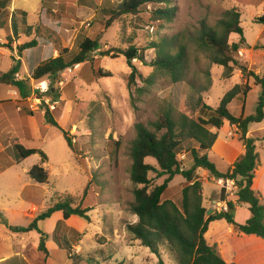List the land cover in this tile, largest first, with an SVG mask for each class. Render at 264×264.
I'll use <instances>...</instances> for the list:
<instances>
[{
  "label": "rangeland",
  "instance_id": "1",
  "mask_svg": "<svg viewBox=\"0 0 264 264\" xmlns=\"http://www.w3.org/2000/svg\"><path fill=\"white\" fill-rule=\"evenodd\" d=\"M122 1L0 0V16L8 12L11 20L14 14L19 26V36L13 37L11 44L7 41L8 32L0 30V42L9 45L0 47V76L18 67L19 72L15 78L25 81L32 89V95L27 98L30 107L32 104L39 107L30 109L39 112L35 119L48 141L40 148L48 157V161L43 158L44 162L41 163L45 165L50 179L49 191L41 192L39 197L47 204L51 198L56 201L59 197H74L76 204L81 203L93 209L92 225H86V232L83 233V248L71 253L80 252L91 263V258L104 252L106 260L113 256L112 250L116 247L108 241L120 239L136 252L134 262L126 264H159V258L143 247L141 242L137 244L127 229L129 225L138 222V217L131 211L134 204L133 191L137 186L130 179L131 148L137 137L136 126L143 124L154 131L152 124L162 119L168 111L180 127L185 118L194 121L199 118L209 119L224 96L236 86L240 95L228 106L229 111L240 117L245 106L244 115H254L262 88L255 86L254 79L243 76L237 66L231 64L234 67L231 73L215 64L217 54L206 44L202 31L206 27L221 33L219 23L227 19L228 12L238 10L242 14L241 25L246 43L232 56L249 73L262 78L264 58L260 57L263 55L260 50H264V21L261 20L264 18V0H255L242 9L243 0H169L168 7L177 8L171 22L153 21L150 11L160 7L155 5L142 9L136 16H123L110 28H106L108 18L100 13L101 9L117 6ZM3 2L8 3L6 9L1 6ZM23 13L27 14V23L34 31L39 28L52 34L49 42L31 52L20 51L21 45L36 38L35 32L31 37L25 34ZM88 37L98 39L101 44V49L92 54L93 62L68 69L53 84L48 78L41 81L31 78L26 55L38 54L45 61L57 57L60 47L76 54L80 42ZM228 43L240 44L241 38L232 34ZM131 47L142 52L145 62L136 59L130 65L126 57L119 53ZM106 51L110 55L103 57L102 53ZM180 52L185 53V59L178 82H174L166 70L152 66L155 61ZM134 68L137 74L131 82ZM99 70L110 73L111 77H99ZM247 84L250 89L255 87L245 96ZM51 85L53 91H50ZM10 89L18 90L12 84H0V97L5 90ZM46 101L50 105L54 104L55 108H48ZM47 110L68 134L73 150L60 130L51 125L50 130H47L44 126L41 113L45 114ZM44 119L47 121L46 115ZM261 127L256 130L255 136L260 140L258 152L263 157L264 165V123ZM221 138L234 144L225 131H221ZM193 147H197V144L184 142V151L178 155L184 170L192 167L189 152ZM42 157H45L44 154L39 153L34 159L41 161ZM40 161L38 165H41ZM211 161L218 170L224 172L226 165L217 156L213 155ZM146 163L159 170L154 159L147 158ZM149 178L153 187L161 185L166 179L158 177L157 172H151ZM203 185L205 198L211 202L220 193V187L216 182L204 181ZM186 186V180L176 176L169 185L171 190L166 197L180 202V192ZM59 230L60 235L66 233L71 239L77 235L65 229V225ZM161 259L163 264H176L164 248Z\"/></svg>",
  "mask_w": 264,
  "mask_h": 264
},
{
  "label": "trees",
  "instance_id": "2",
  "mask_svg": "<svg viewBox=\"0 0 264 264\" xmlns=\"http://www.w3.org/2000/svg\"><path fill=\"white\" fill-rule=\"evenodd\" d=\"M169 4V0H123L117 6L101 9L100 13L108 18L106 19L105 27L110 28L123 16H136L142 12V9L158 5L160 7L153 8L150 11L153 21L171 22L176 16L177 8L168 7ZM1 6L6 9L8 3L3 2ZM2 14L4 16H0V30L8 32L7 41L8 44H11L13 37L19 36L17 18L13 14L10 20L8 12ZM26 17L27 14L23 13L22 22L25 25V34L31 37L35 32L36 38L29 43L21 45L20 51L27 50L31 52L32 49L39 45L49 42L48 39L52 38V34L39 28L34 31V28L28 25ZM241 17L242 14L238 10L228 12L226 15L227 19L219 23L222 27L221 33L205 27L202 31V37L205 39L206 44L213 48L217 54L214 59L215 64L225 68L226 72L231 73L234 71V67L231 64L237 66L243 76L254 79L255 85L262 88V95L260 96L256 113L246 117L244 115L245 106L242 108L240 117H236L229 111L228 106L240 95L238 86H236L224 96L220 106L214 110V115L209 119L199 118L194 121L185 118L180 127L173 119L171 112L168 111L162 119L152 124L154 131H151L143 124L136 126L137 137L131 148L132 166L130 179L133 185L137 186L133 191L134 204L131 206V211L138 217V222L129 225L127 229L135 240L140 241L143 247L148 248L159 258V264H163L161 259L163 248L168 250L176 264H227L217 248L209 245L205 238L209 224L219 220H225L241 234L256 236L264 240V201L261 193L253 188L255 171L260 165V159L256 141L248 137L249 126L253 123H261L264 120V76L261 78L255 73H249L247 68L240 66L232 56V53L240 51L241 45L246 43ZM261 20L264 21V18H261ZM232 34L239 35L241 38L240 44L229 45L228 39ZM0 47H9V45L0 42ZM59 49L57 58L48 59L38 66H34L29 59L31 78L34 81L48 78L53 84L68 69L93 62L92 54L101 49V44L98 39L88 37L80 42L79 51L76 54H73L67 48L60 47ZM119 53L126 57L130 65L136 59L145 62L144 55L135 47H131L126 51H119ZM109 55V51L102 53L103 57ZM184 59L185 53L180 52L174 56L170 55L161 58L155 61L152 66L166 70L171 74L174 82H178L179 71ZM18 72V67H15L10 72L0 76V84L8 83L14 85L19 90L21 98L27 99L32 89L25 81H19L15 78ZM136 74L137 71L134 68L130 76L131 82L134 81ZM97 75L99 77H111L110 73H102L101 70L97 72ZM247 86L244 92L245 96L251 90L248 84ZM53 90L51 85L50 91ZM205 108L210 111L213 110L211 107L205 106ZM46 120L51 126L61 131L68 146L73 150V144L68 134L52 118L49 110L46 111ZM225 122H228L232 127L236 126L238 128L239 141L245 147V154L234 163L231 169L223 173L210 160L209 152L218 139V135L211 132V129L221 130ZM178 129H180L179 132L177 131ZM187 141L196 143L197 147H193L189 152L193 161L192 167L184 170L181 168L178 155L184 151L183 145ZM17 151L20 160L39 153L38 150H26L20 145L17 146ZM147 158L154 159L159 170L147 164ZM198 169L206 170L211 177L217 180L234 181L237 187V203L228 201L226 190L222 189L220 199L227 203L228 210L208 215V209L203 205L202 183L195 178V173ZM151 172H157L158 177H166V179L161 185L153 187L149 178ZM29 175L38 184L46 185L49 183L48 172L41 165L33 167ZM176 176H182L187 183V186L180 192V202H175L166 197L171 190L169 185ZM86 190L84 191L85 195ZM59 198L53 206L38 215L28 227L20 228L18 231H39L44 236L45 234L38 229V223L48 220L56 212H62L65 221L72 216H77L88 223L91 222L89 213L93 209L82 208L81 205L77 206L74 197ZM241 205L248 206L251 212V218L244 225H240L235 221L237 207ZM61 226L64 227V222L58 224L54 239L61 248L71 253V246L65 239L66 233L63 235L59 234ZM39 250L49 257V251L43 238L41 239Z\"/></svg>",
  "mask_w": 264,
  "mask_h": 264
},
{
  "label": "crops",
  "instance_id": "3",
  "mask_svg": "<svg viewBox=\"0 0 264 264\" xmlns=\"http://www.w3.org/2000/svg\"><path fill=\"white\" fill-rule=\"evenodd\" d=\"M235 1L238 2V0ZM243 1L244 4L242 3L241 9L255 0ZM260 51L263 53L260 57L264 58V50ZM57 57L54 56L53 58ZM25 59L28 68L29 59L34 66L44 62L38 54L34 56V53L26 55ZM37 114L39 112L37 113L30 109V103L27 99L21 98L18 90H5L4 95L0 97V264H87L88 261L84 259L85 256L82 253L73 254L61 248L55 241L54 234L58 224L64 222L68 231L77 234L73 235L72 239L70 236H65L66 241L71 246V251L82 250L84 241L82 237L83 233L86 232L85 226L92 225L91 222L88 223L80 218L83 220L81 221L77 219L79 218L77 216H72L65 221L63 213L56 212L48 220L38 223V229L45 234L44 236L39 231H18L20 228L28 227L38 215L55 204L54 198H51V202L47 204L39 197L41 192L49 191L50 181L46 185H41L36 183L29 175L32 168L37 166L40 161L39 159H34L39 153H43L46 157L44 161H48V157L40 148L48 141L42 134V130L35 119ZM41 115L44 126L46 125V129L50 130V124L44 119L46 113L42 112ZM263 123L264 120L261 123H253L248 129V137L256 141L257 152L260 140L255 136V132L258 128H262ZM221 131H225L232 138L234 144L224 141L221 138ZM211 132L217 134L218 139L209 152V158L212 160L213 155L217 156L221 162L225 163L224 172H227L245 154V147L239 141L238 128L236 126L232 127L228 122H225L221 130L213 128ZM18 145L26 150H38L39 153L20 160L17 151ZM229 152H231L230 155ZM43 158L40 163L44 162ZM259 159L260 165L255 171L253 188L261 193L264 201V165L262 164L263 157L261 158L260 154ZM41 166L45 168L42 163ZM195 178L197 181L202 182L203 205L208 209V215L220 213L227 207V203L220 199L222 189L226 190L228 201L237 203V187L234 181L217 180L203 169L196 171ZM204 181L208 183L216 182L218 187H220V193L217 197L211 199V202L205 198ZM76 205H81V203ZM81 207L89 208L83 205ZM89 216L93 220V210L89 213ZM250 218L251 212L248 206L241 205L237 207L235 221L238 224L244 225ZM42 238L45 240L49 257L39 250ZM205 238L209 245L217 248L227 264H264V240L256 236L241 234L225 220L211 222ZM108 242L116 246L112 250L113 256L104 260L105 253L101 252L95 255L94 259L90 257L91 260L89 262L95 264H102L104 261L105 264L134 262L136 252L133 247H129L120 239ZM136 242L138 244L140 241L136 240ZM114 249H117V251Z\"/></svg>",
  "mask_w": 264,
  "mask_h": 264
},
{
  "label": "built area",
  "instance_id": "4",
  "mask_svg": "<svg viewBox=\"0 0 264 264\" xmlns=\"http://www.w3.org/2000/svg\"><path fill=\"white\" fill-rule=\"evenodd\" d=\"M46 104L48 105V108H51V109H54L55 108L54 104H51L50 105V102L49 101H46ZM30 108H32V109H34V108L38 109L39 107L37 105L32 104ZM227 210H228V207H225V210L224 211H227Z\"/></svg>",
  "mask_w": 264,
  "mask_h": 264
}]
</instances>
